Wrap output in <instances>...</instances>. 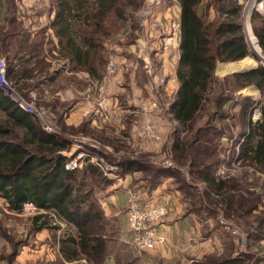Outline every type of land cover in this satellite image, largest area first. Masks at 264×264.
<instances>
[{
  "label": "rangeland",
  "instance_id": "obj_1",
  "mask_svg": "<svg viewBox=\"0 0 264 264\" xmlns=\"http://www.w3.org/2000/svg\"><path fill=\"white\" fill-rule=\"evenodd\" d=\"M175 1L178 0H139L138 9L126 10L127 28L113 34L107 42L109 59L117 67L114 75L109 76L106 69L101 79H81L80 93L64 91L58 96L57 81L41 86V79L51 75H37L34 82H28L26 77L18 81L7 77L8 96L15 104L26 101L41 128L67 141L68 158L85 154L77 170L88 163L97 165L104 177L94 186L93 197L103 213L110 194L127 187L126 207L116 210L114 214H118L119 220L108 231L103 227L105 234L115 237L118 231L126 230L130 207L142 206L155 197H162L161 203L171 204V212L163 223L170 225L164 244L167 251L159 253L158 248L139 254L130 245L139 259L134 264H198L221 252L224 258L231 253L239 255L241 264H264V168L245 160L242 155L245 142L240 143L251 127L249 111L243 114L242 109L249 98L240 100L237 92L234 94L232 106L223 110L226 117L222 120L216 117L210 122L209 126L219 132L197 134L196 129L205 126L206 118H201L193 130H184L171 113L175 83L169 79L170 66L160 61L162 57L158 54L165 38L162 27H170L176 21ZM209 1L202 0L200 13ZM43 9L46 8L40 6L37 12ZM248 9L243 5V21L249 19ZM210 11L215 13L214 9ZM37 33L31 37L33 41L38 39ZM128 53H134L136 58L139 55L137 63L130 60L134 63V77L123 69L122 59ZM176 56L172 54L178 63ZM0 57L10 68L14 61L9 59L8 52H0ZM263 61L258 65L264 68ZM70 82L61 79L58 88ZM30 94L34 100L29 98ZM103 100L106 103L101 106ZM260 100L256 101L262 108ZM71 111L75 112L73 116L78 111L85 114L80 123L69 122ZM148 126L154 129L158 140L149 134ZM182 151H186L184 155ZM128 161L137 164L121 172L119 164ZM206 173L229 182L230 187L218 191V197L202 181ZM229 196L235 199L231 208L225 202ZM154 201L160 202V198ZM243 202L246 207H239ZM255 203L259 208L249 215ZM35 215L37 210H9L0 197V264H68L57 253L58 239L66 237L72 226L51 216L46 228L36 232L32 230Z\"/></svg>",
  "mask_w": 264,
  "mask_h": 264
},
{
  "label": "trees",
  "instance_id": "obj_2",
  "mask_svg": "<svg viewBox=\"0 0 264 264\" xmlns=\"http://www.w3.org/2000/svg\"><path fill=\"white\" fill-rule=\"evenodd\" d=\"M178 1L181 5L179 89L171 113L184 130H193L201 118H206L205 126L196 129L197 134L219 132L209 126L210 122L216 117L220 120L226 117L223 110L233 103L236 92L251 85L264 89V68L221 80L217 78L218 62L238 61L250 54L243 29V6L236 0H210L200 13L202 0ZM48 3L55 15L47 27L53 31L60 56L74 64L75 70L101 79L106 75L111 56L107 50L108 39L127 28L126 10L138 9L139 0H48ZM8 5L6 25L0 27V52H8L9 59L14 61L7 68V77L18 81L32 77L35 71L38 75H50L49 65L40 60L46 40L44 29L48 28L36 31L39 37L31 42L32 33L15 23L14 0H8ZM211 9L216 14L214 19L210 18ZM33 59L35 67H30L28 63ZM15 60L25 66L20 76L14 69ZM253 103L245 99L243 114ZM258 129L264 135V127ZM248 137L243 139L246 145ZM68 145L57 135L45 132L32 115L21 110L0 90V197L11 211L20 212L26 203L36 207L33 231L46 228L51 216L71 225L68 226L70 233L58 239L59 254L65 261L86 259L101 264L106 252L104 213L94 200L93 188L104 175L93 163H88L82 170H66L68 157L63 152L69 150ZM245 147L242 149L245 160L264 168V142L258 143L255 149ZM185 152L182 151V155ZM127 163L119 164L121 172H127L129 166L137 164L134 161ZM202 181L212 192L215 190L218 197V191L230 187L229 182L210 173H206ZM225 202L231 208L235 199L229 196ZM219 205L223 206V203ZM239 207H246V203ZM257 208L255 203L249 215ZM231 254L225 258L222 252L209 255L204 258L206 262L198 264H241L242 257Z\"/></svg>",
  "mask_w": 264,
  "mask_h": 264
},
{
  "label": "crops",
  "instance_id": "obj_3",
  "mask_svg": "<svg viewBox=\"0 0 264 264\" xmlns=\"http://www.w3.org/2000/svg\"><path fill=\"white\" fill-rule=\"evenodd\" d=\"M240 5H245L244 2L246 0H236ZM259 2L264 0H258ZM16 8L14 13L15 23L18 24V26L25 31H29L32 33L30 36V41L32 42V38L34 33L38 31L39 29L46 28L49 25V22L51 19H53L55 12L54 10H51L50 5L48 3V0H42L41 2H38L37 0H14ZM46 8L43 9L40 13L37 12V9L39 7ZM175 6L177 8L176 12V21L178 24H180L181 19V5L179 1H175ZM248 20L243 21V29L246 36L248 48L250 50V54L243 58L242 60L238 61H230V62H218L215 70V75L218 78H225L230 75L244 73L248 71L255 70L259 68L260 66L259 61L262 62L264 60V8L262 9L257 4H252L250 7H248ZM201 9V6H200ZM199 9V11H200ZM213 12V11H212ZM9 15V5L8 0H0V25H5L7 16ZM210 16L212 19L215 18V13L212 14L210 11ZM48 28V27H47ZM46 31V40L42 45V52L40 60L44 63H46V66L48 67V73L51 75L47 79L43 80L41 79V86L46 87L49 84H53L57 81V87L55 91V95H61L64 94L66 91L67 93H80V80L81 79H88V80H95L96 78L92 77L91 75H88L86 72H81L80 70H75L74 64H71L69 60L65 57L60 56V53L58 51V43L57 40L53 36V31L48 28L44 29ZM254 36V37H253ZM15 47V42L12 43ZM56 47V49H55ZM13 48V46H12ZM50 52V53H49ZM159 53V52H158ZM134 53H128L126 55V58H129L127 60L123 57V69L127 70L128 74L132 75L134 77V67H133V61H130L134 59L136 63L138 62L137 59H139L138 53L137 58L134 57ZM155 54V53H154ZM133 55V56H131ZM159 57H162L161 60H164L167 62V65H169L170 75L169 78L170 81L175 83V93H177L179 89V82L177 78V70L179 68L180 64V52L176 56L178 59V63H176L175 58L169 56L170 54H158ZM127 61V62H126ZM175 62L176 66L173 65L171 62ZM264 62V61H263ZM15 72L17 75L21 74L22 64L19 63L18 60H15ZM28 64H31L30 67H35V61L34 59L30 61ZM165 65V63L163 62ZM159 66L160 63H159ZM171 66H174L173 69H171ZM130 71V73H129ZM134 72V73H133ZM35 75H32V77H26V80L28 82H34L33 79L38 75L36 74V71L34 72ZM44 78V76L42 77ZM61 79H70L71 82L67 84V86L62 85L61 88H58V81ZM238 97L241 99L243 98H249V100H254L253 102H256V100L261 99L262 100V108H261V118L257 121L252 120V106L250 109H248V119L251 121V127L250 131L248 133V141L247 145L244 143L245 140H241L240 143H244L247 147V150L253 147L255 149L257 147V144L260 142H264V135L261 130L258 129L259 126L264 127V90L261 88H258L255 85H251L243 90H240L236 93ZM61 100V99H60ZM260 100V101H261ZM62 102V101H61ZM232 106V103L226 105V108H230ZM77 108V107H76ZM75 109V108H74ZM79 111L82 112L83 109L79 108ZM78 111V115H74L75 112L71 111L70 118L68 119L69 122L72 124L80 123L82 121V118L85 116L84 113H80ZM70 124V123H69ZM243 146V148L245 147ZM245 147V148H246ZM246 150V149H245ZM243 154V153H242ZM63 155L67 156V151L63 152ZM256 165V164H255ZM257 166V165H256ZM128 183H125V186H127ZM127 188V187H126ZM126 188L119 191H114V193L110 194L109 199L104 203V224L105 228L108 229L112 227V224L114 221L119 220L118 214L116 213V210H121L123 207H126V202L128 201V193L126 191ZM124 193V194H122ZM158 196V195H157ZM162 197H155V199ZM167 199V198H166ZM162 200H164L162 198ZM124 209V208H123ZM112 213V214H111ZM119 213V212H118ZM170 229V225L167 223L160 226V230L162 232L167 233V230ZM166 231V232H165ZM116 236L113 237L108 234H103V242L105 244L106 252H105V258L101 264H134L139 262V259L133 254L132 248L130 245L133 246L132 241V234L129 232V228L127 225V228L125 231H118L115 233ZM156 251V250H155ZM166 247L162 246L159 247L157 252H166ZM59 253V249L58 252ZM134 255V256H133ZM61 256V255H60ZM165 257L168 258L166 255ZM74 262V261H73ZM71 262V263H73ZM65 263L71 264L67 261ZM78 264H96V262L92 260H86L81 259L77 261Z\"/></svg>",
  "mask_w": 264,
  "mask_h": 264
},
{
  "label": "built area",
  "instance_id": "obj_4",
  "mask_svg": "<svg viewBox=\"0 0 264 264\" xmlns=\"http://www.w3.org/2000/svg\"><path fill=\"white\" fill-rule=\"evenodd\" d=\"M41 2L42 0H37ZM252 4H257L262 9L264 8L263 1L249 0L245 7L248 8ZM164 30L165 38L163 41L161 53L164 54H179L180 42H181V30L180 24L177 21L171 22L170 27H162ZM117 67L114 60L109 61L107 67V74L112 76L116 73ZM10 83L7 81V64L3 57H0V90L8 96V90L10 89ZM9 97V96H8ZM29 98L34 100L33 94L29 95ZM26 101H16V105L24 112L32 115L33 108L29 107ZM106 100H103L101 106H104ZM261 118V105L258 101L252 106V120L257 121ZM46 132H50L42 128ZM149 134L155 139H159L154 133V129L151 126L147 128ZM85 154L78 153L74 158L69 157L66 162L65 168L68 171H74L82 166L83 158ZM171 204L169 202H155L149 200L142 206L130 207L127 211V221L130 233L133 237V247L139 253L148 251H155L159 247L164 246L166 242V235L160 231V226L163 225L164 220L169 216L171 212ZM23 210L35 211L36 207L32 203H26Z\"/></svg>",
  "mask_w": 264,
  "mask_h": 264
},
{
  "label": "bare ground",
  "instance_id": "obj_5",
  "mask_svg": "<svg viewBox=\"0 0 264 264\" xmlns=\"http://www.w3.org/2000/svg\"><path fill=\"white\" fill-rule=\"evenodd\" d=\"M254 37V36H253Z\"/></svg>",
  "mask_w": 264,
  "mask_h": 264
}]
</instances>
